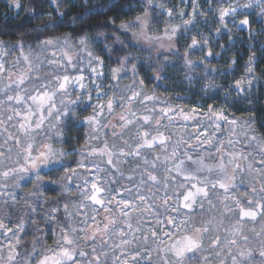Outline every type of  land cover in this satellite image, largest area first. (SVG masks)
Here are the masks:
<instances>
[{
	"label": "snow or ice",
	"instance_id": "6c2138e0",
	"mask_svg": "<svg viewBox=\"0 0 264 264\" xmlns=\"http://www.w3.org/2000/svg\"><path fill=\"white\" fill-rule=\"evenodd\" d=\"M49 2L55 17L29 7L44 22L0 28V264H264V123L229 110L264 71L250 50L218 106L212 36L197 31L182 57L179 47L210 14L216 34L255 39L264 0H84L66 25L78 32L57 31L65 11ZM113 9L129 18L85 23ZM181 60L190 87L204 66V95L191 104L157 94Z\"/></svg>",
	"mask_w": 264,
	"mask_h": 264
},
{
	"label": "trees",
	"instance_id": "16d2710c",
	"mask_svg": "<svg viewBox=\"0 0 264 264\" xmlns=\"http://www.w3.org/2000/svg\"><path fill=\"white\" fill-rule=\"evenodd\" d=\"M23 4V8L19 10L9 9L6 0H0V28L6 29L8 31H24L25 29H30L35 27L36 25L41 24L42 21L39 17L31 16L26 9L29 7H36L39 9L41 13L51 12L53 17L56 16L55 5L50 4L49 0H21ZM97 2V0H87L89 6L93 3ZM99 3H107V0H98ZM121 4L134 2V0H119ZM243 2V0H241ZM178 0H171L169 6L177 5ZM201 4H204V0H200ZM84 0H60V8L65 11V16L62 18L64 24L57 29L58 32H66V31H83V25L79 27L69 28L66 27L70 18L77 14L82 13L84 11ZM206 6V5H205ZM180 7H184V5H180ZM187 9L191 10V3L187 5ZM118 15L121 19L129 18L125 16L123 13H117L115 9L112 11H107L106 13L95 15L89 18L85 23H96L101 20H106L109 16ZM135 15V13H132ZM187 18V17H186ZM47 17H45V20ZM166 17L161 16V23L158 27L162 28L163 23ZM197 20H200V17H197ZM120 20L118 19L116 23L118 24ZM172 23H179L178 19L171 21ZM253 28L260 30L264 27V21L259 23L253 22ZM217 27V21L214 20L209 15V22L207 24L200 22L193 29L192 32L189 33L187 41L181 39L179 47L181 52V57L184 51V46L187 42H190L191 36L196 34L197 31L203 32L204 34H210L212 36L211 45L213 53L220 52L221 56H212L207 57V62L209 65V69L211 67H216L218 72L212 73L209 71L208 78L214 79L216 83L223 85V88L216 95V103L219 106L220 102L223 100L222 93L228 88V85L234 81L236 78L243 72L244 62L247 60L250 50L256 52L258 63L256 65V72L260 74L264 71V49H262L261 44L264 42V31H256L254 33L255 39L249 40V33L247 29L240 31L235 28L232 29L233 39L229 40L227 33L216 34L215 28ZM229 27H232L231 24ZM111 33L112 29L107 28L104 29ZM95 31V29L91 30ZM9 38V37H5ZM14 38V37H13ZM199 38V37H198ZM223 44L225 47L221 48L220 45ZM135 51V49H132ZM207 51V49H205ZM142 56H146L147 53H140ZM203 53L200 51H194L190 55V59L194 61H199L200 56ZM235 55L237 59V63L234 65V71L228 69V61ZM163 59V57H161ZM171 59L176 61L180 58L172 56ZM106 63H110L107 60V56H105ZM140 74L142 76H150L152 74L151 69L149 68L147 63H141L139 66ZM188 74V70L182 67V60L180 63H177L175 66H169L165 70V75L168 77L167 79L161 80L158 82V95L162 94L164 96L168 95H180L187 96V100H177L176 103H194L201 96L204 95L201 87L205 82L204 79H201L204 74V66L198 65L194 71H192L191 75L196 77L192 81V87L189 86L187 79H185ZM128 80L122 81V83H128ZM151 81H149V87L152 86ZM252 95L247 99H238L236 98V94L232 93V99H235V103L229 106V110L234 112L237 116H247L254 112L257 121L264 123V77H262V83L254 86L251 89ZM248 99H251L253 102L251 107L248 105ZM211 103V100L207 101ZM31 237H26V239H30Z\"/></svg>",
	"mask_w": 264,
	"mask_h": 264
}]
</instances>
